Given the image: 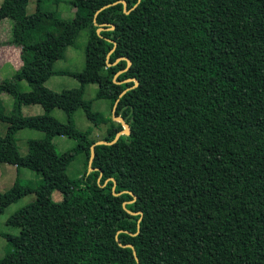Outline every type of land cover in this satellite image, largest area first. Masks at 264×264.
I'll use <instances>...</instances> for the list:
<instances>
[{
    "label": "trees",
    "instance_id": "trees-1",
    "mask_svg": "<svg viewBox=\"0 0 264 264\" xmlns=\"http://www.w3.org/2000/svg\"><path fill=\"white\" fill-rule=\"evenodd\" d=\"M45 1L32 14L29 0L0 6V22L13 20L5 44L20 47L22 61L13 78L0 81V120L8 124L0 162L42 175L35 190L17 179L0 192V215L37 194L8 218L19 234L0 233L9 241L0 264H138L133 249L120 243L135 246L140 264H264V0H126L128 9L137 5L130 13L122 2L112 4L119 0H71V19L45 9ZM95 17L115 28L98 34ZM84 29V69L56 70ZM120 57L132 64L116 82L128 66ZM55 74L80 84L52 90L46 82ZM128 78L139 84L120 98L116 113L130 133L96 145L97 169L88 173L92 144L113 140L123 125L93 109L86 87L97 83V97L113 109L135 85ZM23 79L28 92L19 88ZM2 92L15 99L11 112ZM32 103L44 112L24 115L23 104ZM56 107L67 122L52 114ZM79 108L95 126L108 123L102 137L92 136L94 126L77 128ZM22 128L45 133L29 139L26 155L17 140ZM56 135L77 144L59 153ZM79 153L86 170L72 178L67 169ZM111 177L116 192L130 190L136 199L115 195L111 179L101 185ZM56 191L62 200L54 199Z\"/></svg>",
    "mask_w": 264,
    "mask_h": 264
},
{
    "label": "rangeland",
    "instance_id": "rangeland-1",
    "mask_svg": "<svg viewBox=\"0 0 264 264\" xmlns=\"http://www.w3.org/2000/svg\"><path fill=\"white\" fill-rule=\"evenodd\" d=\"M38 0H29L27 7L28 14H32L37 9ZM3 0H0V6ZM44 8L47 10H57L58 13L67 19H71L75 16V9L71 4V0H60L58 5L48 0L44 2ZM13 20L6 18L0 22V81L3 79H11L15 76L20 68L22 61L20 57L21 49L13 45L5 44L11 38L12 35ZM89 39V30H82L74 45L68 47L66 56L63 59H59L55 62L56 70L66 71H81L85 67L86 61V46ZM79 80L70 74H55L48 79L46 85L55 91H61L65 88H74L79 86ZM19 88L21 91L28 92L31 90V85L26 79L19 82ZM99 85L97 83H90L86 87L85 98L92 101V106L95 111L101 112L106 119L113 118V109L110 106V100L107 98H98ZM1 98L4 102L6 112H11L14 107L15 99L8 92H2ZM22 111L24 115H39L44 112L41 104H23ZM52 114L61 122H67L68 117L66 112L59 107H56ZM114 119V118H113ZM74 120L76 126L80 130H86L91 126H94L93 137H102L108 127V123H101L95 126L92 120L87 116L83 108H79L74 114ZM8 124L0 120V134H4L7 130ZM45 133L41 130L32 128H22L17 133V140L20 152L22 155L28 153V141L30 138H43ZM55 147L59 153L66 152L73 148L77 144V140L64 135H56L53 138ZM85 154L79 153L75 159L68 166V175L72 178H77L85 173ZM17 179L22 180L36 189L42 181V175L36 171L22 167L18 168L16 165L0 162V192H6L16 182ZM54 199L58 198L56 192L53 194ZM37 198L35 191H32L18 201L10 204L0 215V233H10L17 235L20 232V228L8 223V218L19 208L26 204L33 202ZM58 201V200H57ZM9 248L8 239L0 234V258H2Z\"/></svg>",
    "mask_w": 264,
    "mask_h": 264
},
{
    "label": "water",
    "instance_id": "water-1",
    "mask_svg": "<svg viewBox=\"0 0 264 264\" xmlns=\"http://www.w3.org/2000/svg\"><path fill=\"white\" fill-rule=\"evenodd\" d=\"M139 1H140V0H139ZM119 2H122V3L124 4V10H125L126 13H130V12L132 11V9H134V8L137 6V5H135L133 8L128 9V5H127L126 0H119V1H116V2H114V3H112V4H116V3H119ZM112 4H107V5L103 6L101 9H99V10L97 11L96 15H97L102 9H104V8H106V7H108V6L112 5ZM94 22H95V24L98 26V28H97V33H98V34H101V32H102L103 30H105V29H114V28H115V25H114V24H113V25L111 24V26H110V23L99 24V23L97 22V18H96V17L94 18ZM106 26H110V27L107 28ZM115 46H116V42H115ZM114 50H115V47L109 52V55H108V56H110L111 53H112ZM122 58H125V59L128 60V66H127V68H125L124 70L119 71V72L115 75V81H116V82H120V81H117V80H116V78L118 77V75H119L120 73H122L123 71L128 70L129 67H130L131 64H132V61H131L128 57H120V58L117 59V61H119V60L122 59ZM132 80L135 81V85H133V86H131V87H128V88L124 89V90L120 93V96L117 98V100L115 101L114 106H113V118H114V120L119 121V122L122 123V125H123V129H121L120 131H118V133L116 134L115 138H114L113 140H111V141H108V140H105V139H100V140H97L94 144H92V146H91V154H90L89 164H88V173H90L91 171H94V170L97 169L96 167L93 166L94 158H95V156H96V145H99V144H114V143H116V142L119 140V138L121 137V135L126 134V133H130V130H131V128H130V124H129L128 122H126L125 119H124L122 116L118 115V114L116 113V111H117V106H118V103H119V101H120V98H121V97H122V96H123L128 90H130V89L136 87V86L139 84V80H138L137 78H128V79H126L125 81H132ZM121 82H123V81H121ZM101 177H102V172L100 173V176H99V178H98L99 183H100V181H101ZM110 179L114 181L113 192H114L115 195H120V194H122V193H124V192H128V193L132 194V195L134 196V198L136 199V195H135L132 191H130V190H125V191H122V192H116L115 190H116L117 182H116V179H115L114 177L109 178L108 180L105 181V184H101V185H102V186H105L106 183H107ZM135 199H134V200H135ZM134 200L124 202V206L126 207V204H127L128 202H133ZM128 211H129L130 213H132V214H138V213L142 214V211H137V212H134V211H131V210H128ZM140 221H141V218L139 219V222H140ZM139 230H140V225H139V227H138V231H139ZM117 240H119V239L117 238ZM120 245H122V246H124V247H131V248L133 249L134 255H135V257H136V259H137V261H138V264H140V261H139L138 255H137L136 248H135V246H134L132 243H127V244H122V243H120Z\"/></svg>",
    "mask_w": 264,
    "mask_h": 264
},
{
    "label": "crops",
    "instance_id": "crops-1",
    "mask_svg": "<svg viewBox=\"0 0 264 264\" xmlns=\"http://www.w3.org/2000/svg\"><path fill=\"white\" fill-rule=\"evenodd\" d=\"M15 47H17V46H15ZM18 48H20V47H18ZM56 195H58V198H56V200H58V201L62 200V193L61 192L56 191Z\"/></svg>",
    "mask_w": 264,
    "mask_h": 264
}]
</instances>
